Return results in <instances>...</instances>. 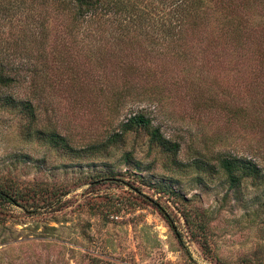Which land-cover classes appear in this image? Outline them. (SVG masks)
<instances>
[{"label":"rangeland","instance_id":"obj_1","mask_svg":"<svg viewBox=\"0 0 264 264\" xmlns=\"http://www.w3.org/2000/svg\"><path fill=\"white\" fill-rule=\"evenodd\" d=\"M41 3L0 0V68L16 78L0 88V188L20 196L0 206V264H264V187L230 189L216 161L264 170V0L237 32L218 9L183 53L150 19L123 35V21L74 26ZM6 98L30 102L35 121ZM137 112L179 145L176 157L146 132L102 147Z\"/></svg>","mask_w":264,"mask_h":264},{"label":"trees","instance_id":"obj_2","mask_svg":"<svg viewBox=\"0 0 264 264\" xmlns=\"http://www.w3.org/2000/svg\"><path fill=\"white\" fill-rule=\"evenodd\" d=\"M41 1L42 8L47 7V5H52L53 8L55 7L54 10L56 17L62 20L64 18L67 19L74 26L81 24V22L106 23L114 21L118 24H122L123 21V23H125L122 25V29H124L123 35L128 34L130 24H139V27H141L143 23L142 21L150 19V25L153 29L161 30V33L159 34L162 35V38L167 42V45L170 46L169 48L172 50L171 53H177L180 49L183 53L187 52L188 49L183 47L181 43L188 38L195 37L197 39V36L201 35L202 28L208 26L209 22L212 20L211 18L216 15L218 9L221 10L225 22L235 30L234 32H237L239 30L238 23L241 16H245L246 13L244 12H251L260 0H159V3L165 4L164 9H167V11L165 12L164 10L162 15H160L157 14V8H154L155 14L153 17L137 8V4L135 3L137 0ZM212 5L213 14L209 17L208 10ZM257 27L259 26H256V28ZM246 30L247 26L242 29L241 34H244ZM155 34L159 35L158 33ZM35 40L36 38H34V41ZM37 43L40 42L37 41ZM238 43L240 46L248 45L242 40L238 41ZM40 44L42 46L45 45L44 42H41ZM60 50L61 47L59 48L54 43L51 53H58ZM204 51L205 50H203V52ZM255 57L260 61L259 68L264 69V54L260 53V56L257 55ZM12 74H15V72L11 69L5 67L0 68V88H8L16 83V78ZM3 105L18 109V111L29 120L30 125L35 121L36 115L34 112V106H32L30 102H18L13 98H6L3 101ZM118 129L119 133L109 137L106 144L102 145V147L107 148L112 144H116L129 133L146 132L149 135V141L154 146L160 147L163 152L169 153L172 157H176L179 151V145L177 143H171L165 138L159 131V128L154 127L152 121L142 112H137L129 116L124 122L119 124ZM41 136L54 147L60 148L64 151H72V148L68 145L65 138L59 136L55 132L47 134L41 133ZM197 161H199L196 162L198 163V167L206 171L207 168L205 167L208 162L204 159H198ZM216 161L217 167L226 176L230 189L235 191L243 181H250L253 185H261L264 187V170L253 160L231 155H220L216 158ZM169 188L170 187L168 186L161 188L163 194H174ZM19 197L20 196L16 193L12 194L11 192L0 188V206L3 204H17V198Z\"/></svg>","mask_w":264,"mask_h":264}]
</instances>
